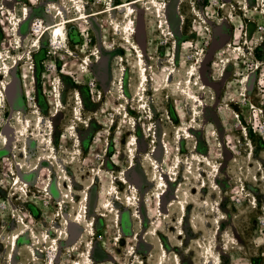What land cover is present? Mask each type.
<instances>
[{"label": "rangeland", "instance_id": "374dc122", "mask_svg": "<svg viewBox=\"0 0 264 264\" xmlns=\"http://www.w3.org/2000/svg\"><path fill=\"white\" fill-rule=\"evenodd\" d=\"M53 1L0 0V264H264V0Z\"/></svg>", "mask_w": 264, "mask_h": 264}, {"label": "bare ground", "instance_id": "6f19581e", "mask_svg": "<svg viewBox=\"0 0 264 264\" xmlns=\"http://www.w3.org/2000/svg\"><path fill=\"white\" fill-rule=\"evenodd\" d=\"M50 1V3L51 4H53L54 3V1L53 0H49ZM131 2V1H130ZM134 3H136V1H132L131 3H127V2H125V3H122V4H119L118 5V7H120V8H129L131 5H133ZM152 2L151 1H149V4H151ZM50 4V5H51ZM157 4V3H156ZM52 6V5H51ZM162 7V6H161ZM8 8H11L10 6L8 7ZM153 8H155V6L153 5ZM111 12V11H110ZM89 12H88V10L85 12V14H84V16L85 17H87V14H88ZM112 13V15H113V12H111ZM160 14V13H159ZM29 18H30V16H29ZM29 19H27V21H28ZM27 21H25V23L24 24H26V22ZM67 22V20H65V18H61V21L55 26V28H54V32H55V35L57 36V39L61 42V45L63 46V44L65 45L66 44V39H65V30H64V24ZM117 23V22H116ZM126 26H128V25H126ZM126 28V27H125ZM125 35H126V37H127V39L129 38V42H131V43H133V40L130 38L131 37V30L129 29L128 31H126L125 32ZM135 45H136V43H134ZM133 45V44H132ZM14 59H15V61H17L18 59L16 58V57H14ZM6 67H8L7 66V64H6ZM137 69H138V76H139V81L140 82H142L143 80H146V77H147V74H146V72H145V64H144V60L142 59V58H140L139 59V61H138V63H137ZM149 81V80H148ZM140 84V83H139ZM143 87V86H142ZM141 90V89H140ZM58 92V94L60 93V90H58L57 91ZM126 98H128L127 96H126ZM41 116V115H40ZM21 120L23 121V127H25L26 128V126H25V122L26 121H28V118L27 117H22L21 116ZM21 125H20V123L18 124V126L16 127L17 128V130L18 129H21V128H23ZM31 127H32V124H29V126H28V132H31ZM35 127V126H34ZM28 139H29V137H28ZM51 147H52V145H51ZM49 153H51V152H49ZM52 158V157H51ZM151 158V157H150ZM151 160L153 161V163H152V165H153V169L155 168V165H159V161L158 160H156V159H154V158H151ZM46 160H43L42 161V163H41V165H43L44 163H46L45 162ZM201 171V170H200ZM52 176V175H51ZM198 176H196V178H197ZM151 180L153 181V183H154V185H155V188L156 189H158V191H160L161 190V188L159 187L161 184H163L164 182H165V180H164V177H162L156 170H154V172H153V174H152V176H151ZM199 181H201V179L199 180ZM55 185H56V187H57V183H56V181H55ZM114 186H115V188L117 189V187H116V183L114 182ZM114 186H113V188H114ZM136 186L135 185H133V190H134V192L135 193H137L138 194V191L136 190ZM202 188V187H201ZM108 190V189H107ZM202 191V190H201ZM157 193L158 192H156V195H157ZM136 194V195H137ZM193 195V194H192ZM138 197V196H137ZM136 197V198H137ZM110 201V200H109ZM105 202V201H104ZM156 202H157V198H156ZM191 202V201H190ZM191 203H193V202H191ZM191 203H189L188 202V204H191ZM187 204V205H188ZM106 205H107V203H106ZM172 205V204H171ZM149 207H147V209H148ZM185 208H186V206H185ZM149 210V209H148ZM196 220V219H195ZM74 225V222L72 221V223H71V227ZM76 225V224H75ZM21 238V237H20ZM19 238V239H20ZM17 243H18V241H16V245H17ZM199 247L201 248V261H202V264H212V263H214V264H216V253L214 252V250H213V248H212V245H209L208 243L207 244H205V243H203V242H199ZM162 251H167L164 247H163V250ZM37 253V252H36ZM14 257H15V255H14ZM164 264V263H163Z\"/></svg>", "mask_w": 264, "mask_h": 264}, {"label": "flooded vegetation", "instance_id": "af4514ba", "mask_svg": "<svg viewBox=\"0 0 264 264\" xmlns=\"http://www.w3.org/2000/svg\"><path fill=\"white\" fill-rule=\"evenodd\" d=\"M172 2V0L170 1V3ZM169 3V4H170ZM0 41H3V40H0ZM40 46V45H39ZM38 46V47H39ZM15 55H18L20 56L19 54H15ZM22 57V56H20ZM27 58V59H26ZM29 62V72H27V74L24 72L23 70V63H28ZM44 62H46V59L45 58H39L38 56H33V55H28L26 57H22V61L21 63L18 65H14L12 67V70H11V75L13 76V85L17 88V90L19 91V93L24 89V86H26V81H27V76L29 78V81H30V84L34 87V97H31L32 100H34L33 104L35 105L39 99H38V96L37 94H39V97L40 99L43 100L42 96H41V93L38 89V80H37V77L38 75L40 76V74H44L45 73V68H44ZM257 68V67H256ZM257 72V70H253V73ZM35 73V78H36V81H34L31 76L32 74ZM110 78H113V75H109ZM127 95H125V98H126ZM129 98V96H127ZM129 100V99H128ZM44 102V100H43ZM44 105H45V102H44ZM14 108H22L24 109V112H25V109H26V103L24 102V100L21 98L20 99V102L19 104H16V105H13ZM32 108V107H31ZM45 109V107H44ZM31 111V110H30ZM26 115V114H25ZM7 129V128H5ZM9 131V130H8ZM53 131L50 130V134L52 133Z\"/></svg>", "mask_w": 264, "mask_h": 264}, {"label": "water", "instance_id": "95a60500", "mask_svg": "<svg viewBox=\"0 0 264 264\" xmlns=\"http://www.w3.org/2000/svg\"><path fill=\"white\" fill-rule=\"evenodd\" d=\"M8 99H9L10 103L14 104V97L9 91H8Z\"/></svg>", "mask_w": 264, "mask_h": 264}]
</instances>
